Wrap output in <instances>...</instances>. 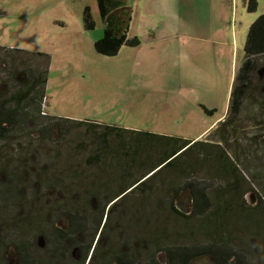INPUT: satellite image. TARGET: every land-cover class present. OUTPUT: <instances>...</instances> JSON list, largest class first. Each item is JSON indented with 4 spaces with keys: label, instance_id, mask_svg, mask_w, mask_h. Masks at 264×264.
<instances>
[{
    "label": "trees",
    "instance_id": "16d2710c",
    "mask_svg": "<svg viewBox=\"0 0 264 264\" xmlns=\"http://www.w3.org/2000/svg\"><path fill=\"white\" fill-rule=\"evenodd\" d=\"M245 4L253 12L258 0ZM97 5L105 25L97 52L140 45L128 36L126 0ZM83 18L95 27L88 5ZM51 58L0 44V264H264L248 240L264 244V211L247 199L261 197L240 165L241 152L264 149V135L242 127L264 123V14L250 26L227 115L200 139L50 113ZM120 216L152 229L138 234L115 224Z\"/></svg>",
    "mask_w": 264,
    "mask_h": 264
},
{
    "label": "rangeland",
    "instance_id": "374dc122",
    "mask_svg": "<svg viewBox=\"0 0 264 264\" xmlns=\"http://www.w3.org/2000/svg\"><path fill=\"white\" fill-rule=\"evenodd\" d=\"M126 2L132 9L128 36H138L141 43L125 44L117 55L95 50L105 27L97 0H0V12H6L0 16V44L51 54L50 113L200 139L228 113L248 32L264 14V0H258L253 12L245 0ZM87 5L95 20L93 29L84 25ZM242 121L245 131L262 138L264 123ZM238 133L241 136L243 130ZM240 154L242 171L261 202L252 192L247 199L264 211V149L248 157L244 151ZM178 203L189 209L190 194L183 192ZM166 214L169 226H174ZM121 218L126 224L119 222ZM118 219L115 224L138 234L140 228L152 229L132 218ZM256 238L248 240L260 258L264 244L256 248ZM4 249L6 253L7 246ZM9 251L7 257L14 263L16 255ZM191 264L213 262L201 257Z\"/></svg>",
    "mask_w": 264,
    "mask_h": 264
},
{
    "label": "flooded vegetation",
    "instance_id": "af4514ba",
    "mask_svg": "<svg viewBox=\"0 0 264 264\" xmlns=\"http://www.w3.org/2000/svg\"><path fill=\"white\" fill-rule=\"evenodd\" d=\"M253 195H255V194L253 193Z\"/></svg>",
    "mask_w": 264,
    "mask_h": 264
}]
</instances>
